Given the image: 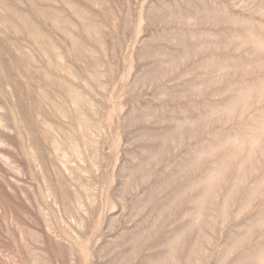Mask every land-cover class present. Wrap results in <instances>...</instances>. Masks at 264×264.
<instances>
[{
	"label": "rangeland",
	"instance_id": "obj_1",
	"mask_svg": "<svg viewBox=\"0 0 264 264\" xmlns=\"http://www.w3.org/2000/svg\"><path fill=\"white\" fill-rule=\"evenodd\" d=\"M0 264H264V0H0Z\"/></svg>",
	"mask_w": 264,
	"mask_h": 264
}]
</instances>
